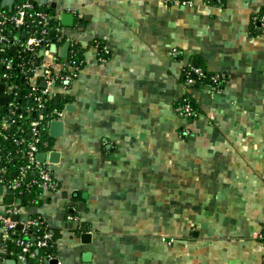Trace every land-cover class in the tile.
<instances>
[{
  "label": "crops",
  "instance_id": "crops-1",
  "mask_svg": "<svg viewBox=\"0 0 264 264\" xmlns=\"http://www.w3.org/2000/svg\"><path fill=\"white\" fill-rule=\"evenodd\" d=\"M47 3L73 14L62 30L84 58L54 98L66 110L51 136L57 188L19 206L0 167V210L39 214L59 264H264V28L250 22L264 0ZM195 61L226 75L220 92L184 83Z\"/></svg>",
  "mask_w": 264,
  "mask_h": 264
},
{
  "label": "built area",
  "instance_id": "built-area-1",
  "mask_svg": "<svg viewBox=\"0 0 264 264\" xmlns=\"http://www.w3.org/2000/svg\"><path fill=\"white\" fill-rule=\"evenodd\" d=\"M160 1L182 7L193 4V0ZM1 2L2 0H0V84L3 87L0 97H7L8 115L0 117V129H6L11 124L25 119L30 134L29 140L16 136L12 138L13 142L19 145L16 152L23 163L19 167V178L8 182L7 188L13 193V189L19 186L20 180L30 171L37 173L38 184L44 190L52 191L57 188L51 169L52 163L48 160L39 162L36 156L39 152L48 154L51 151L52 146L44 139V135L48 133L49 123L63 119L65 114L64 108L52 107L51 101L56 96L65 94L69 85L78 77L82 66L75 59V51L71 49L72 42L64 36L60 13L51 11L48 3L41 0L10 2L6 0L5 4L1 5ZM251 22L254 25L264 24V15L253 14ZM65 41H69L67 55L61 57L60 47ZM96 45L100 46L97 59L103 62L110 51L104 44L96 42ZM16 50L17 52L12 54ZM172 53L177 55V49L173 48ZM14 73L23 78L25 89L22 92H19L18 85L13 80ZM183 75L184 83L189 86L194 85L197 80L207 79L212 92H220L221 83L225 81L224 73L207 74L192 62L185 64ZM18 98L30 102L24 105L18 102ZM176 110L184 118L194 115L193 104L187 97L180 99ZM16 131L21 136L25 129L17 125ZM1 171H5V167H1ZM13 214H17L16 207L0 210V227L3 240L10 238L19 247L17 264H26L27 259H37L38 264H47L52 257L38 258L33 246L47 245L50 233L47 231L37 236L35 242L11 237L10 234L15 232L18 224H21L22 233L25 235L27 227L34 223L30 218L22 221L13 220ZM260 237L264 239V230Z\"/></svg>",
  "mask_w": 264,
  "mask_h": 264
},
{
  "label": "trees",
  "instance_id": "trees-1",
  "mask_svg": "<svg viewBox=\"0 0 264 264\" xmlns=\"http://www.w3.org/2000/svg\"><path fill=\"white\" fill-rule=\"evenodd\" d=\"M210 1H216V0H210ZM50 10L55 11V9L53 8H50ZM258 14L264 15L263 13H258ZM251 26L258 30L264 28V24L254 25L252 22H251ZM99 43L102 44L101 41ZM71 49L75 51V59L77 60L79 65L83 66L84 65L83 47L79 43L72 42ZM16 52L17 50L13 51L12 54H15ZM194 65L202 68V70H204V72L207 74L212 73L210 71H207L199 64H194ZM13 80L18 85L19 92H22L25 89L22 76H19L16 73H14ZM225 81H226V75H225ZM225 81L221 83V87H223ZM202 83H208L210 85V82L207 79L197 80L195 84L197 85ZM17 100L18 102L24 105L30 102L29 100L26 99L19 100L18 98ZM179 102L180 100H178L177 105L179 104ZM51 106L54 108H59L60 104H56L55 99H53L51 101ZM6 108H7L6 104L1 105L0 103V117L8 115V113L6 112ZM17 125L22 126L25 129V132L21 134V136H19L18 132L16 131ZM15 136L19 138L24 137L26 140H29L30 134L28 133V126L25 119H21L11 124L6 129H0V167H5V171L1 172V174L3 179L10 181L19 178V167L23 163L22 158L19 156V153L16 152V149L19 148V145L15 144L12 139ZM44 139L48 140L49 144L52 146L51 144L52 138L48 133L44 135ZM12 171L15 172L14 177L11 176ZM33 180H35L36 182H33ZM38 183H39V179L36 172L33 173L29 171L20 180L19 186L16 189H13V198L17 199L19 206L36 204L40 201L38 195L43 192V188ZM29 218L34 220V223L27 227V234L23 235L22 226H21L20 228L15 229V232L13 234H10V236L17 239L19 238L21 240H31V241L33 240L35 242L37 240V236L43 234L44 232L49 231L45 220L39 214L34 213L30 215ZM33 250L36 252L38 258L56 257L55 233L50 232V239L48 240L47 245L42 247L34 245ZM18 252H19V247L14 243V241L8 238L7 240L4 241V249L0 250V261L4 258L5 259L12 258L15 264H17L16 256ZM29 261H31L32 264H38L37 259H27V262Z\"/></svg>",
  "mask_w": 264,
  "mask_h": 264
},
{
  "label": "water",
  "instance_id": "water-1",
  "mask_svg": "<svg viewBox=\"0 0 264 264\" xmlns=\"http://www.w3.org/2000/svg\"><path fill=\"white\" fill-rule=\"evenodd\" d=\"M11 0H8V2H10ZM6 2V0H2L1 5H4ZM44 2L46 3V0H44ZM51 7H55L54 3H51ZM73 20H74V16L72 13L70 12H62L60 14V21L62 23L63 26H71L73 24ZM22 36L24 37L25 34L23 33ZM68 46H69V41H65L62 46L60 47V55L61 57H65L67 55V50H68ZM195 64H198V61H195ZM43 83V82H42ZM3 85L0 84V92L2 90ZM59 97H56V101L57 103L59 102ZM0 103L1 104H6L7 103V97L6 96H1L0 97ZM71 104H67L66 105V109L69 110L70 109ZM72 109V108H71ZM64 129V123L61 120H54L51 121L49 123V135L52 137H59L62 135ZM59 152H57L56 150H51L48 154H46L45 152H39L37 153V160L39 162H44L45 160H48V162L50 163H57L59 161ZM15 172L12 171L11 172V176L14 177ZM12 202V198L11 197H7L6 198V203L10 204ZM12 219L13 220H17L18 216L16 214L12 215ZM21 224H18L16 226V228H20ZM83 242H89V238H90V234L89 233H83L81 235ZM59 260L58 258L54 257L48 260L47 264H58ZM6 264H15L13 259H7L6 260ZM26 264H32L31 261L27 262Z\"/></svg>",
  "mask_w": 264,
  "mask_h": 264
},
{
  "label": "rangeland",
  "instance_id": "rangeland-1",
  "mask_svg": "<svg viewBox=\"0 0 264 264\" xmlns=\"http://www.w3.org/2000/svg\"><path fill=\"white\" fill-rule=\"evenodd\" d=\"M60 109H63V107H59ZM64 111H66V110H64Z\"/></svg>",
  "mask_w": 264,
  "mask_h": 264
}]
</instances>
